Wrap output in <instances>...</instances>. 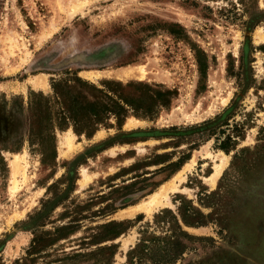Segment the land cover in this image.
<instances>
[{
    "label": "rangeland",
    "instance_id": "obj_1",
    "mask_svg": "<svg viewBox=\"0 0 264 264\" xmlns=\"http://www.w3.org/2000/svg\"><path fill=\"white\" fill-rule=\"evenodd\" d=\"M259 35L264 0H0V264H92L65 257L113 245L111 264H127L142 231L163 232L154 216L176 213L181 200L213 214L206 226H183L213 241L194 242L175 264H264ZM66 72L97 86L145 83L173 95L168 107L147 117L131 112L121 128L110 119L91 138L56 130L44 154L22 126L23 140L4 150L15 104L25 107L30 93L52 96L51 82ZM69 135L70 153L59 143ZM174 182L178 189L150 216L139 210ZM109 222L129 223L92 245ZM62 227L65 239L27 255L35 235Z\"/></svg>",
    "mask_w": 264,
    "mask_h": 264
},
{
    "label": "trees",
    "instance_id": "obj_2",
    "mask_svg": "<svg viewBox=\"0 0 264 264\" xmlns=\"http://www.w3.org/2000/svg\"><path fill=\"white\" fill-rule=\"evenodd\" d=\"M52 96H44L41 93H30L26 106L17 103L11 111L10 124L14 135L8 137L3 145L4 150L8 143L22 141L25 137L21 134L20 127L26 126V137L30 146H37L42 154L46 148L55 143V131L72 129L78 135L91 138L97 129L114 119L118 128L123 126L129 113L144 117L155 111L168 107L173 92L163 90L158 86L145 83L121 82L105 80L99 86L85 81L76 73L66 72L64 77L51 82ZM15 127L18 129L16 131ZM226 142L220 145V149L228 153ZM211 193L207 198L214 196ZM209 207V206H207ZM212 213L203 214L199 209L191 205L189 201L181 200L176 213L168 209L160 211L154 216L153 224L161 226V235L141 232V238L134 248L127 252V264H175L191 249L197 241L211 240L187 233L183 226L198 228L211 223ZM141 217H137L140 219ZM220 230L228 226L226 218L220 220ZM129 222H109L98 227V232L91 236V243L98 246L100 243L114 240L127 229ZM150 224H147L148 227ZM119 230H116L117 228ZM64 227L55 229L54 232H44L35 235L27 252L28 256L40 253L54 243L65 239ZM116 253V246L99 247L87 253L74 252L66 255V260L75 262L92 258V264H111ZM96 257H105L98 260Z\"/></svg>",
    "mask_w": 264,
    "mask_h": 264
},
{
    "label": "bare ground",
    "instance_id": "obj_3",
    "mask_svg": "<svg viewBox=\"0 0 264 264\" xmlns=\"http://www.w3.org/2000/svg\"><path fill=\"white\" fill-rule=\"evenodd\" d=\"M259 41H264V37H261L260 35H259V39H258ZM60 147L61 148H64V147H68V153H70V152H73L74 151V149H75V144H74V138L73 137H71L70 135L69 136H66V137H61L60 138ZM122 149H125V148H122ZM135 149L137 150V152H141V148L140 147H138V146H135ZM113 151L114 150H111L110 152L111 153H113ZM110 153V154H111ZM20 160H21V158L19 157V156H16L15 157V160L13 161V168H14V170H18L19 169V167H20ZM81 175L83 176V177H85V182H86V180H87V173H86V170L85 169H83L82 170V173H81ZM92 178V177H91ZM90 178V179H91ZM89 179V180H90ZM84 184V183H83ZM82 184V185H83ZM166 188V187H165ZM165 188H163L161 191H159L158 192V194L154 197L153 196V198H152V200H151V202L148 204L147 203V206H145V204H143V206L142 207H140L139 208V210L140 211H145L149 216L153 213L152 211L154 210V207L156 206V202L159 200V201H162L163 199L167 202V200H168V196H169V192H171V191H176L178 188L177 187H175V182L173 183V184H171V185H169V187H168V189H165ZM161 198V199H160ZM162 203L164 204V201H162ZM140 205V204H139ZM139 207V206H138ZM158 207V206H157ZM157 209V208H156ZM135 212V211H134ZM136 212H139V211H136ZM135 212V213H136ZM132 214H133V212H132ZM126 216V215H125ZM123 218V217H122Z\"/></svg>",
    "mask_w": 264,
    "mask_h": 264
}]
</instances>
